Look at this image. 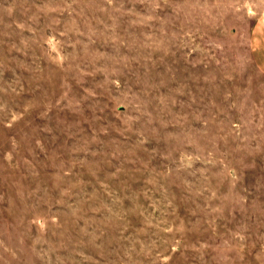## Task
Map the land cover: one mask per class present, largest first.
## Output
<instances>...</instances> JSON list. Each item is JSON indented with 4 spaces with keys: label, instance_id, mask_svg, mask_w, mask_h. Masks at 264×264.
I'll list each match as a JSON object with an SVG mask.
<instances>
[{
    "label": "rangeland",
    "instance_id": "obj_1",
    "mask_svg": "<svg viewBox=\"0 0 264 264\" xmlns=\"http://www.w3.org/2000/svg\"><path fill=\"white\" fill-rule=\"evenodd\" d=\"M0 264H264V0H0Z\"/></svg>",
    "mask_w": 264,
    "mask_h": 264
}]
</instances>
